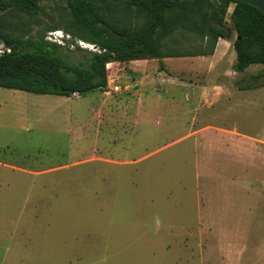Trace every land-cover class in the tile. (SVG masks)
I'll return each instance as SVG.
<instances>
[{
	"label": "rangeland",
	"instance_id": "rangeland-1",
	"mask_svg": "<svg viewBox=\"0 0 264 264\" xmlns=\"http://www.w3.org/2000/svg\"><path fill=\"white\" fill-rule=\"evenodd\" d=\"M38 3L37 15L6 13L4 33L53 42L50 32L56 31L55 38L62 36L64 47L75 50L78 39L64 30L71 28L65 2ZM233 6L228 5L225 15L228 28ZM96 8L108 22L130 30L145 20L130 2L97 0ZM52 25L58 28L49 29ZM163 48L172 58L167 72L174 75L175 57L209 53L211 41L179 28L164 39ZM153 59L106 65L104 91L109 93L104 95H113L119 101L115 104H103L98 89L72 99L0 87V264H118L120 256L147 257L142 254L147 252L150 263L135 264H254L248 262L256 261L255 252L246 261L249 250L241 234L250 231V241L263 240L254 238H264V207L249 203L252 208L241 216L246 230L231 220L245 212L230 199L241 186L235 173L240 160L224 152L222 139L209 141L203 130L199 141L181 140L144 160L139 156L145 148L179 137L178 129L145 142L122 133L119 122L96 133L95 109L112 108L114 117L127 110L131 116L141 91L158 93L157 80L134 74L152 66L154 73L164 69ZM216 121L226 122L221 116ZM6 163L47 171H8Z\"/></svg>",
	"mask_w": 264,
	"mask_h": 264
},
{
	"label": "trees",
	"instance_id": "trees-1",
	"mask_svg": "<svg viewBox=\"0 0 264 264\" xmlns=\"http://www.w3.org/2000/svg\"><path fill=\"white\" fill-rule=\"evenodd\" d=\"M38 1L0 0V39L7 43L6 50L0 53L1 88L66 97L105 89L108 63L140 58L160 61L169 57L162 52L163 41L179 28L202 34L211 41L210 51L218 38L230 39L234 32L233 69L241 72L252 64L264 66V13L246 2L124 0L122 3L136 4L145 19L139 29L130 30L100 16L97 0H59L65 2L71 16V28L64 30L78 40L94 44L98 50L91 51L78 46L72 50L43 36L23 39L4 33L6 13L22 11L37 15ZM230 3L234 6L229 14L232 27L228 28L225 15ZM57 28L56 25L49 27Z\"/></svg>",
	"mask_w": 264,
	"mask_h": 264
},
{
	"label": "crops",
	"instance_id": "crops-1",
	"mask_svg": "<svg viewBox=\"0 0 264 264\" xmlns=\"http://www.w3.org/2000/svg\"><path fill=\"white\" fill-rule=\"evenodd\" d=\"M171 60V57L157 60L156 64L159 67L164 65V69L156 73L153 72V66L139 73L134 72L148 82L157 80L161 89H158L156 95L148 90L141 91L138 98V110L135 112L134 109L131 116L127 110L119 112L116 109L117 116L114 117L109 114L112 108L104 110L102 106L95 109L92 118L97 125L96 133L100 134L101 129L106 125L119 122V127L125 128L121 130L122 133H132L135 137L143 138L145 142V139L154 138L159 133L167 134L169 131L174 132L178 129L179 137L167 140L161 146L145 148L143 154L139 156L144 160L175 146L181 140L199 141L202 136L200 132H204L203 130H206L209 141L222 139L224 152L230 158L238 157L240 160L235 173L240 175L241 186L233 190L235 196L231 198L230 195V199L245 208V212H240L239 216L231 217V220L242 223L241 216L247 214L252 208L249 203L261 204L264 207V66L252 64L241 72L235 71L233 65L236 56L233 40L223 38H218L212 51L207 54H185L175 57L176 74L174 75L171 71L167 72L168 64H172L169 63L172 62ZM258 73L262 74L258 76ZM256 75L258 77H254ZM98 90L103 104L117 103L118 100L113 95H104L109 91ZM146 92L149 93L145 96L146 99L141 98L142 93ZM70 97L80 99L82 95L78 97L71 95L67 98ZM159 111L163 113V116L158 114ZM217 116H221L226 122H217ZM252 126L259 128L253 131L250 129ZM109 161L112 162V160ZM3 169L27 174L47 171L46 169L33 171L7 163ZM10 185L9 183L8 186ZM145 191L139 193L140 197H145ZM242 224L241 228H244L242 230H246L244 223ZM241 235V238L245 239L243 245L249 250L245 254L246 261L252 259L250 255L255 252L253 259L256 261L248 263L264 264V238L252 235L254 239L263 240L250 241L249 239H252L250 231ZM142 254L148 256H120L115 259V262L118 264L150 263L151 253Z\"/></svg>",
	"mask_w": 264,
	"mask_h": 264
},
{
	"label": "built area",
	"instance_id": "built-area-1",
	"mask_svg": "<svg viewBox=\"0 0 264 264\" xmlns=\"http://www.w3.org/2000/svg\"><path fill=\"white\" fill-rule=\"evenodd\" d=\"M55 32H50L51 37H49L50 40H52L53 42H56L57 44L61 45V46H65L66 45V39H64L62 36H59L58 38H55ZM54 37V39H53ZM76 43L78 44V46H80L81 48H88L91 51H97V47H95L94 44L91 43H87L85 41L82 40H77ZM1 53V52H0ZM118 88L115 87V90H117Z\"/></svg>",
	"mask_w": 264,
	"mask_h": 264
},
{
	"label": "water",
	"instance_id": "water-1",
	"mask_svg": "<svg viewBox=\"0 0 264 264\" xmlns=\"http://www.w3.org/2000/svg\"><path fill=\"white\" fill-rule=\"evenodd\" d=\"M111 3H119L124 0H109ZM249 3L257 8H259L264 13V0H235ZM7 43L0 39V52H3V49L6 47ZM10 49H7L9 51Z\"/></svg>",
	"mask_w": 264,
	"mask_h": 264
}]
</instances>
